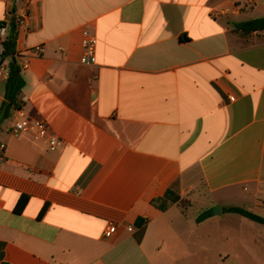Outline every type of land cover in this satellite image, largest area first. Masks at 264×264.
<instances>
[{
	"label": "crops",
	"instance_id": "obj_1",
	"mask_svg": "<svg viewBox=\"0 0 264 264\" xmlns=\"http://www.w3.org/2000/svg\"><path fill=\"white\" fill-rule=\"evenodd\" d=\"M23 10L0 0V28ZM28 15L20 110L63 146L0 119V264H264V225L197 221L224 200L264 219V30L237 27L264 0H31ZM174 183L180 202L155 208Z\"/></svg>",
	"mask_w": 264,
	"mask_h": 264
},
{
	"label": "trees",
	"instance_id": "obj_2",
	"mask_svg": "<svg viewBox=\"0 0 264 264\" xmlns=\"http://www.w3.org/2000/svg\"><path fill=\"white\" fill-rule=\"evenodd\" d=\"M238 28L244 31H256L264 30V17L248 22L240 23L237 25ZM15 37L16 32L14 27L11 25L8 37L4 43L3 60H7L8 76L4 83V101L0 105V119L6 120L10 117L11 112L16 109H21L23 101L21 98L22 89L24 88L25 82L21 75V70L16 59L15 53ZM180 202V196L178 194V184L174 183L170 186L164 195L158 199H155L151 204L160 211H165L172 204ZM26 203L25 198H21L15 208L16 212H20ZM182 203V202H181ZM229 213L239 214L240 216L253 221L258 224L264 225V219L258 217L250 212L239 208L226 209ZM43 210L40 215L43 214ZM211 216V211L203 213L197 221L206 219ZM3 258V243H0V260Z\"/></svg>",
	"mask_w": 264,
	"mask_h": 264
},
{
	"label": "built area",
	"instance_id": "obj_3",
	"mask_svg": "<svg viewBox=\"0 0 264 264\" xmlns=\"http://www.w3.org/2000/svg\"><path fill=\"white\" fill-rule=\"evenodd\" d=\"M24 10L22 13H19L15 19V32L18 29L26 28L29 15L28 8L31 3V0H23ZM10 27L4 26L0 28V78L8 76L7 64L3 60L4 53V43L8 37ZM96 44L97 40L90 30H87L83 33L81 40V49L82 54L79 59V63L85 66H92L96 63ZM42 47L36 46L31 49V56H40L42 53ZM20 70H23L26 67L25 63L19 64ZM232 99V98H230ZM16 119L13 126L11 127V134L18 136L21 133H29L41 141H45L47 148L50 152L59 151L63 143L54 136L48 129L47 125L43 121L30 120L22 110L16 109ZM128 231H131V228H128ZM116 233V225L109 224L107 225L104 231L105 238H111Z\"/></svg>",
	"mask_w": 264,
	"mask_h": 264
},
{
	"label": "rangeland",
	"instance_id": "obj_4",
	"mask_svg": "<svg viewBox=\"0 0 264 264\" xmlns=\"http://www.w3.org/2000/svg\"><path fill=\"white\" fill-rule=\"evenodd\" d=\"M235 205V206H239L237 205L238 203L236 202H233V201H226L224 200V202L222 203L221 207L220 205H215L212 209H211V213L212 211L215 209V207H219V209L221 208L222 209V217L219 218V223L220 224H229L231 226H237L238 223L242 220V216H240L239 214H234V213H229L226 211V208L227 206H230V205ZM196 206L194 207V210H197L195 209Z\"/></svg>",
	"mask_w": 264,
	"mask_h": 264
},
{
	"label": "water",
	"instance_id": "obj_5",
	"mask_svg": "<svg viewBox=\"0 0 264 264\" xmlns=\"http://www.w3.org/2000/svg\"><path fill=\"white\" fill-rule=\"evenodd\" d=\"M212 213H213L214 215H219V214H220V209H219V207H215V209L212 211Z\"/></svg>",
	"mask_w": 264,
	"mask_h": 264
}]
</instances>
